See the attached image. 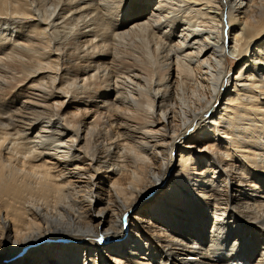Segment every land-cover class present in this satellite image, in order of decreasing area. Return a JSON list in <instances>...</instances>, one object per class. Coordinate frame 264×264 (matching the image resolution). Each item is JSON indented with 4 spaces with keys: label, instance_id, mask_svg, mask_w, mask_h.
Here are the masks:
<instances>
[{
    "label": "bare ground",
    "instance_id": "bare-ground-1",
    "mask_svg": "<svg viewBox=\"0 0 264 264\" xmlns=\"http://www.w3.org/2000/svg\"><path fill=\"white\" fill-rule=\"evenodd\" d=\"M3 263L264 264V0H0Z\"/></svg>",
    "mask_w": 264,
    "mask_h": 264
},
{
    "label": "rangeland",
    "instance_id": "rangeland-1",
    "mask_svg": "<svg viewBox=\"0 0 264 264\" xmlns=\"http://www.w3.org/2000/svg\"><path fill=\"white\" fill-rule=\"evenodd\" d=\"M243 26H244V24H243ZM208 32L209 31H207V33H206L208 36H210L211 38L214 37L210 32H209L210 33V35H209ZM230 47H232V43H231V45H229V49H230ZM227 52H228V50H227ZM249 54L250 55H248L246 58H242V57L232 58L230 56L228 57L227 69H229V71L231 72V75L236 76V72L243 65V63L246 62L250 58L251 59L254 58V56H255L254 51L250 52ZM175 162H178V159H175Z\"/></svg>",
    "mask_w": 264,
    "mask_h": 264
}]
</instances>
